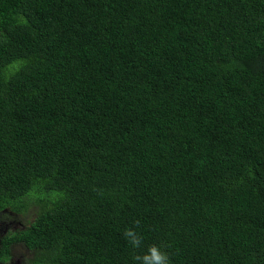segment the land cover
Segmentation results:
<instances>
[{"label": "trees", "instance_id": "1", "mask_svg": "<svg viewBox=\"0 0 264 264\" xmlns=\"http://www.w3.org/2000/svg\"><path fill=\"white\" fill-rule=\"evenodd\" d=\"M2 213L0 263L264 264V0H0Z\"/></svg>", "mask_w": 264, "mask_h": 264}, {"label": "clouds", "instance_id": "2", "mask_svg": "<svg viewBox=\"0 0 264 264\" xmlns=\"http://www.w3.org/2000/svg\"><path fill=\"white\" fill-rule=\"evenodd\" d=\"M133 225L123 230V236L133 249H139L143 242L141 233L136 230L140 227V221H133ZM132 260L135 264H171L167 251L159 244L149 245L143 253L134 254Z\"/></svg>", "mask_w": 264, "mask_h": 264}, {"label": "rangeland", "instance_id": "3", "mask_svg": "<svg viewBox=\"0 0 264 264\" xmlns=\"http://www.w3.org/2000/svg\"><path fill=\"white\" fill-rule=\"evenodd\" d=\"M24 224V218L21 215L0 214V237L7 231L13 230L14 227L21 228ZM30 256V251L28 252L22 244H13L9 260L0 264H26L25 259H29Z\"/></svg>", "mask_w": 264, "mask_h": 264}]
</instances>
